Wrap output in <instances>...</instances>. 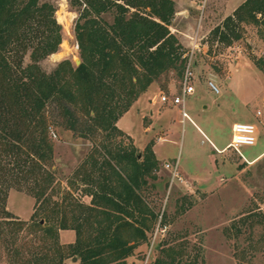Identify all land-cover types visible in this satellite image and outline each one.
<instances>
[{
  "label": "trees",
  "instance_id": "obj_1",
  "mask_svg": "<svg viewBox=\"0 0 264 264\" xmlns=\"http://www.w3.org/2000/svg\"><path fill=\"white\" fill-rule=\"evenodd\" d=\"M70 2L79 9L81 63L63 59L47 72L41 61L58 52L64 39L56 5L0 0V239L11 264H127L159 219L144 192L157 186L160 160L152 144L141 152L118 122L161 75L172 69L184 75V46L171 28L176 3ZM242 23L264 28V0H245L216 33L231 44L241 38ZM51 101L60 104L67 129L101 137L69 181L91 196L90 203L72 187L56 197L61 186L53 168ZM12 189L36 199L30 221L7 209ZM63 229L75 230L74 242L60 241ZM162 252L153 264L205 263L185 257L183 245Z\"/></svg>",
  "mask_w": 264,
  "mask_h": 264
},
{
  "label": "rangeland",
  "instance_id": "obj_2",
  "mask_svg": "<svg viewBox=\"0 0 264 264\" xmlns=\"http://www.w3.org/2000/svg\"><path fill=\"white\" fill-rule=\"evenodd\" d=\"M49 1L57 7L64 39L58 55L41 61L47 72L63 59L75 64L81 59L75 35L78 7L70 0ZM174 1L176 13L171 28L184 46V57L192 55L196 89L186 98L190 119L183 120L180 105L161 101L164 94L173 97L181 92L183 76L172 69L161 75L121 120L120 126L132 134L127 132L141 152L152 144L160 157L157 186L144 192L159 219L149 242L139 246L127 264H153L168 245L185 246V257L200 262L204 259V264H264V155L253 160L264 149V122L259 119L264 117V28L242 23L241 38L229 44L220 39L216 29L242 0ZM24 60H30L29 54ZM210 81L217 84L219 92ZM164 105L175 108L174 133L162 131L163 119L145 132L144 127L153 121L151 107L162 110ZM47 111L55 144L53 168L57 171V187L61 186L56 197L61 200L72 187L75 196L90 203L91 196L83 195L81 188L70 186L69 181L101 137L86 138L67 129L56 101L48 104ZM234 122L255 123L259 128L256 144L242 146L241 153L228 147L218 151L209 139L219 148L226 146L232 140ZM167 163L177 165L182 180H173V168ZM35 203L28 192L12 189L7 209L30 221ZM75 239V230L60 231L62 243ZM11 258L0 239V264H11Z\"/></svg>",
  "mask_w": 264,
  "mask_h": 264
},
{
  "label": "built area",
  "instance_id": "obj_3",
  "mask_svg": "<svg viewBox=\"0 0 264 264\" xmlns=\"http://www.w3.org/2000/svg\"><path fill=\"white\" fill-rule=\"evenodd\" d=\"M193 50L197 46V40L193 43ZM193 54V52H192ZM195 73L192 64V55L187 58L186 57V66L182 80V89L181 92L173 97H168L167 95L161 96L162 102H168L172 100L174 104L180 105L182 108V116L183 120L190 119V115L186 110V98L188 95L193 94L195 92ZM210 86L216 91L219 92L220 89L214 81H210ZM260 113V112H259ZM258 126L255 123H247V122H237L233 125V136L232 140L228 145V148H232L241 153V147L244 145H254L256 144L259 137ZM167 167L173 168V180L175 178L182 180V176L178 172L177 165H171L170 163L166 164Z\"/></svg>",
  "mask_w": 264,
  "mask_h": 264
},
{
  "label": "crops",
  "instance_id": "obj_4",
  "mask_svg": "<svg viewBox=\"0 0 264 264\" xmlns=\"http://www.w3.org/2000/svg\"><path fill=\"white\" fill-rule=\"evenodd\" d=\"M245 0H242L241 1V3H243ZM229 82V81H228ZM230 83V82H229ZM139 101H141V98H139L138 99V101H136V103H138ZM263 105H264V98H263ZM174 107L172 106H167V105H164V107H163V109L162 110H159L158 109V107H151V109H150V111H149V113L151 114V116H152V118H153V121L149 124V125H146L145 127H144V130H145V132H148L150 129H152L153 128V126L156 124V123H158L161 119H163V121H160V124H163V126L165 127V128H163L162 129V131H165V132H167L168 133V135L169 134H172V133H174V124H175V122H176V118H175V115L173 114L174 113ZM131 110V109H130ZM129 110V111H130ZM260 112V113H259ZM258 115H262V112L259 110L258 112ZM125 115V114H124ZM124 117V116H123ZM122 117V118H123ZM122 118L119 120V122H118V124H119V126L121 125V120H122ZM259 119H260V122L261 123H263L264 122V117L262 118V117H259ZM194 122V121H193ZM195 123V122H194ZM235 123H237V122H234L233 123V125L235 124ZM250 123V122H249ZM196 124V123H195ZM197 125V124H196ZM121 127V126H120ZM197 127L199 128V130H201L202 132H204L203 130H202V128L199 126V125H197ZM122 128V127H121ZM123 129V128H122ZM123 130H125V129H123ZM126 132H128L130 135H132L129 131H127V130H125ZM210 140V142L213 144V146H214V148L215 149H217L218 151H221V150H225L227 147H228V145H229V143L231 142H229L226 146H224L223 148H219V147H217V145L211 140V139H209ZM156 146H157V144H156ZM155 151H156V148H155ZM157 153V152H156ZM157 155H158V159L160 158L159 157V154L157 153ZM264 155V149L255 157V158H253V160H256V159H258V158H260L261 156H263Z\"/></svg>",
  "mask_w": 264,
  "mask_h": 264
},
{
  "label": "water",
  "instance_id": "obj_5",
  "mask_svg": "<svg viewBox=\"0 0 264 264\" xmlns=\"http://www.w3.org/2000/svg\"><path fill=\"white\" fill-rule=\"evenodd\" d=\"M80 63H81V59H78V60H77V65H79ZM76 260H77V258L75 257V258H74V261H76Z\"/></svg>",
  "mask_w": 264,
  "mask_h": 264
},
{
  "label": "bare ground",
  "instance_id": "obj_6",
  "mask_svg": "<svg viewBox=\"0 0 264 264\" xmlns=\"http://www.w3.org/2000/svg\"><path fill=\"white\" fill-rule=\"evenodd\" d=\"M52 55H58V52H56V53H53ZM52 55H51V56H52Z\"/></svg>",
  "mask_w": 264,
  "mask_h": 264
}]
</instances>
